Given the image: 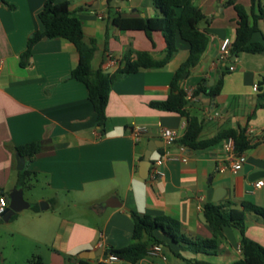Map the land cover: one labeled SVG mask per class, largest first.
Returning <instances> with one entry per match:
<instances>
[{"label": "crops", "instance_id": "1", "mask_svg": "<svg viewBox=\"0 0 264 264\" xmlns=\"http://www.w3.org/2000/svg\"><path fill=\"white\" fill-rule=\"evenodd\" d=\"M45 1L0 0V193L8 196L19 189L15 148L31 143L40 146L37 155L24 158L23 168L37 186L35 202H28V209L4 223L11 224V233L23 241V264L33 255L43 264H75L85 252L126 247L133 231L131 213L174 219L180 232L194 240L211 237L202 216L205 204L228 203L241 210V203L247 202L264 209V184L253 186L257 180L264 182V177L249 180L253 173H264V55L243 53L226 61L218 59L221 40L232 42L234 38L235 15L228 0H193L205 17L199 28L207 34L208 44L181 85L190 91L198 84L210 87L222 79L217 96H197L186 108L203 120L200 139L228 129L244 131L252 147L235 172L229 168L226 140L204 150L163 143V128L180 138L186 126L179 115L149 106L166 99L175 70L188 57V45L179 39L176 52L163 67L140 70L111 87L102 131L95 124L84 85L68 77L77 64L69 42L40 41L32 48L26 66L20 67L19 56L27 39L41 30L37 14ZM65 1L81 23L84 42H95L93 70L111 61L103 72H114L128 51L132 59L135 52H147L155 61L164 58L160 33H153L149 40L142 32L122 31L111 24L115 16L160 17L152 0ZM237 2L250 10V0ZM260 4L264 10V0ZM258 28L262 30L260 22ZM261 40L260 33L254 34L253 41ZM133 127L145 129L138 141L130 136ZM147 154L150 166L147 178L142 179L139 173ZM158 159L163 176L151 180L150 167ZM111 200L121 206L106 208ZM38 203L47 208L41 210ZM35 205L37 210L32 209ZM244 233L264 246L260 217L246 212ZM161 247L164 259L148 255L137 264H231L241 258L240 237L234 228H224L216 249L208 254H194L177 244ZM88 261L128 264L103 261L101 256Z\"/></svg>", "mask_w": 264, "mask_h": 264}, {"label": "trees", "instance_id": "2", "mask_svg": "<svg viewBox=\"0 0 264 264\" xmlns=\"http://www.w3.org/2000/svg\"><path fill=\"white\" fill-rule=\"evenodd\" d=\"M113 0H107L108 4ZM160 17L125 19L119 16L111 18V24L117 29L142 32L151 40L153 33H160L165 43V56L155 61L147 52H135L131 58V51L124 54L117 69L112 73H104L100 68L93 70L91 61L95 52V42H84L80 21L69 11V2L60 0H46L37 14L41 30L34 31L27 39L25 50L19 56L20 67H25L31 56L32 48L42 40L63 39L69 42L77 54V64L70 71L69 79L81 82L86 90L87 99L95 115V124L100 131L106 124L105 108L111 87L126 76L140 70L158 69L163 67L176 52V39L186 43L189 48L188 57L175 70L170 85L169 94L160 102H152L149 106L155 110L174 113L185 119V130L176 144L187 150H204L219 142L232 139L235 154L248 151L249 143L243 130L228 129L218 132L210 139H200L203 120L191 115L186 106V90L181 82L189 72L200 62L208 44V36L199 26L205 20L201 10L193 4V0H152ZM261 0H250V10L237 0H228L227 5L234 11V38L229 52L230 58L239 54L264 55V10ZM262 24V30L258 23ZM256 33L261 34V42L253 41ZM222 86V79L208 87L198 84L193 90L194 97L206 95L213 98L218 95ZM38 143H31L15 148L19 157L31 159L39 153ZM32 174L26 170L17 173L16 188L27 189ZM8 202V196L0 193ZM37 210L38 206L32 207ZM252 213L264 221V209L251 203L242 202L241 210L231 208L230 204H205L202 216L211 231L208 239L186 238L180 232L179 223L165 216H148L131 213L133 231L131 243L126 247L107 248L108 256H114L128 264H137L147 256L151 245H161L167 248L177 244L181 248L190 250L194 254H208L216 249L217 243L223 237L224 228H234L240 237L241 258L231 264H264V246L249 240L244 233V214ZM13 216L11 219H13ZM26 264H43L39 256L33 255ZM75 264H89L88 260L79 259ZM193 264H211L204 261H194Z\"/></svg>", "mask_w": 264, "mask_h": 264}, {"label": "built area", "instance_id": "3", "mask_svg": "<svg viewBox=\"0 0 264 264\" xmlns=\"http://www.w3.org/2000/svg\"><path fill=\"white\" fill-rule=\"evenodd\" d=\"M231 41L228 38H224L221 40L220 44H219V48H218V59L220 61H226L230 58L229 56V52H230V48H231ZM111 66V61H107L103 64H101L100 69L101 70H107L109 69ZM230 70L233 69V67L229 68ZM257 90V86L254 85L253 86V91ZM186 99L189 103L196 101V97H194L192 95V90L190 91H186ZM145 133V129L141 128V127H133L130 130V136L134 141H138L142 135ZM161 138L163 140V143L167 146L173 145L176 140L178 139L177 134L175 131L169 129V128H163L161 130ZM225 152L227 154V160H228V164H229V168L232 171H238L241 169L242 165L245 162V156L244 153L241 154H235L234 152V143L232 141V139H227L225 142ZM161 165V159L155 160L152 164H151V172H150V179L154 180L156 178H160L163 176V172L159 169V166ZM264 182L262 180H257L253 183L254 188H261L263 186ZM8 206V202L7 200L3 197L0 196V220L2 218L3 213L5 212V209ZM163 252H162V247L160 245H151L148 248L147 251V256H161L163 259ZM107 260L111 261V262H115L118 261L117 258H115L114 256H108Z\"/></svg>", "mask_w": 264, "mask_h": 264}, {"label": "water", "instance_id": "4", "mask_svg": "<svg viewBox=\"0 0 264 264\" xmlns=\"http://www.w3.org/2000/svg\"><path fill=\"white\" fill-rule=\"evenodd\" d=\"M149 156L150 154H147V156L145 157V160L142 162L141 168H140V177L142 179H146L148 176V168L150 166V161H149ZM24 168V158L23 157H19L18 155H16V169L17 171H22ZM260 177H264V173L263 172H257V173H253L252 175H250L249 180L253 181L256 180ZM8 206L5 209V212L2 215L1 220L4 223H8L10 221V219L15 216L17 213L28 209L29 208V204L24 200L23 198V190L21 188L19 189H13L9 194H8ZM111 201H108L105 203V207H110V208H115V207H120L121 205H113L111 204ZM39 208L41 210H45L47 208V205L45 203H40L39 204ZM102 257V260L105 261L107 260L108 254L107 251H103L102 249H98L95 252H85L83 253V255L80 256L81 259L84 260H92L95 257Z\"/></svg>", "mask_w": 264, "mask_h": 264}, {"label": "rangeland", "instance_id": "5", "mask_svg": "<svg viewBox=\"0 0 264 264\" xmlns=\"http://www.w3.org/2000/svg\"><path fill=\"white\" fill-rule=\"evenodd\" d=\"M110 14H112V12H110ZM29 184L31 187L24 189L23 198L27 203H33L35 202L34 200L38 189L37 186H35L33 179H30ZM9 225L11 224H4V222L0 220V264H23V249L21 246L23 241L20 240L18 236L11 233V226ZM2 258L4 259L2 260Z\"/></svg>", "mask_w": 264, "mask_h": 264}]
</instances>
